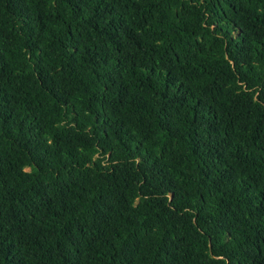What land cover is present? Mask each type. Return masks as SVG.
Here are the masks:
<instances>
[{"label": "trees", "instance_id": "16d2710c", "mask_svg": "<svg viewBox=\"0 0 264 264\" xmlns=\"http://www.w3.org/2000/svg\"><path fill=\"white\" fill-rule=\"evenodd\" d=\"M0 264H264V0H0Z\"/></svg>", "mask_w": 264, "mask_h": 264}]
</instances>
